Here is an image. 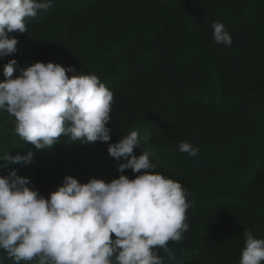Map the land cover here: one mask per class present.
<instances>
[{
    "label": "rangeland",
    "instance_id": "1",
    "mask_svg": "<svg viewBox=\"0 0 264 264\" xmlns=\"http://www.w3.org/2000/svg\"><path fill=\"white\" fill-rule=\"evenodd\" d=\"M60 2L52 0L50 7L25 18L26 33L9 34L18 39L17 52L0 57V82L5 80L4 65L12 59L17 61L13 78L36 62L58 63L96 75L114 95L107 125L111 139L84 145L62 135L50 148L37 150L15 134L13 118L0 113V156L33 153L27 164L6 167L0 160V175L15 169L29 179V187L45 197L61 185L66 175L81 183L90 178L108 182L121 174L133 179L132 169L118 171V163L124 161L117 162L107 149L135 130L141 147L152 153L154 171L163 175L168 169L181 171L185 180L182 187L189 193L191 206L185 221L189 227L180 241L168 242L169 252L157 250L162 264H224L229 246L241 257L246 232L264 238V21L257 23L252 33L262 38L252 43L259 57L236 66L244 73L238 80L250 89V96L244 108L239 109L236 103L239 111L233 113L231 97L229 103H221L224 109L213 108L217 102L210 98L214 95L210 78L214 67L207 60L203 64L208 72L204 90L190 106L182 96L178 102L175 92L160 87L157 75L144 78L127 73L124 59L116 53L120 50L103 33L102 18L114 19L120 25L115 27L118 31L132 25L133 17H142L143 13L129 12L122 0H103L87 12L85 0L68 2L64 9H58L62 8ZM137 4L146 10L153 2ZM76 10L80 13L77 16L65 14ZM99 50L113 51L96 55ZM256 72L257 76L249 80ZM111 82L113 85H108ZM181 142L198 148L196 158L200 159L193 160V156L179 151ZM142 148H134V154H142ZM0 261L14 264L4 250H0ZM21 264H38V259Z\"/></svg>",
    "mask_w": 264,
    "mask_h": 264
},
{
    "label": "clouds",
    "instance_id": "2",
    "mask_svg": "<svg viewBox=\"0 0 264 264\" xmlns=\"http://www.w3.org/2000/svg\"><path fill=\"white\" fill-rule=\"evenodd\" d=\"M51 0H0V57L17 52L18 39L26 33L25 18L35 17ZM217 44L230 46L231 35L213 21ZM15 59L3 67L0 113L13 118L14 132L37 150L50 148L59 137L88 145L108 142L107 127L113 92L94 74L53 62H36L13 78ZM68 73H73L69 76ZM141 147L133 130L108 145L118 171L140 173L130 179L119 175L106 182L90 178L81 183L66 175L47 197L29 187L30 181L15 169L0 175V250L14 264L38 259V264H162L157 250L169 252V241H180L187 231L189 193L180 182L157 173L152 153ZM179 151L195 157L198 148L181 142ZM33 153L0 156L11 163L31 162ZM246 246L239 264L264 261V238L246 232ZM0 264H3L0 261Z\"/></svg>",
    "mask_w": 264,
    "mask_h": 264
},
{
    "label": "trees",
    "instance_id": "3",
    "mask_svg": "<svg viewBox=\"0 0 264 264\" xmlns=\"http://www.w3.org/2000/svg\"><path fill=\"white\" fill-rule=\"evenodd\" d=\"M54 1L62 2L60 6L62 8L56 6L58 9H64V5L68 2H75V0ZM85 1L87 5L84 11L87 12L100 6L103 0ZM122 1L127 4L125 7L129 12L143 13V16L133 17V24L124 30H115L118 24L112 18L103 17L101 25L104 35L110 36L111 43L116 44L120 50L115 52L124 59L127 73L144 78L157 75L160 87L175 92L178 102L179 97L182 96L186 105L190 106L204 90L205 75L208 72L203 64L207 60L214 67L210 74L214 95L210 98L219 102L218 104L216 102L213 108L224 109L225 105L221 103H229L231 98L233 99L231 112L238 113L240 108L245 107L249 101L250 89L238 80L244 73L236 66L259 57L252 43L260 36L252 33L255 31L253 27L264 21V0ZM139 1L153 2V4L143 10L137 4ZM65 14L69 17L80 13L76 10L71 13L66 11ZM213 21L222 23L231 35L230 46L217 44L214 41L211 27ZM112 51L99 50L96 55ZM152 65L156 68L151 70L149 68ZM254 75L257 76V72L251 74L249 80L253 79ZM108 85H113V82ZM236 103L239 109L234 107ZM192 159L198 160L200 157L197 159L195 156ZM169 165L173 167L172 162ZM180 172L168 169L164 175L175 181L178 179L183 185L182 181L185 180H182V172ZM138 174L131 173L133 178ZM240 259L237 250L227 247L224 264H239Z\"/></svg>",
    "mask_w": 264,
    "mask_h": 264
}]
</instances>
